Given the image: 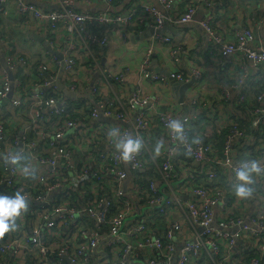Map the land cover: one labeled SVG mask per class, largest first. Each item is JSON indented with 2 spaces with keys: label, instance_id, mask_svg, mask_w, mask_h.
I'll list each match as a JSON object with an SVG mask.
<instances>
[{
  "label": "built area",
  "instance_id": "2783aa9c",
  "mask_svg": "<svg viewBox=\"0 0 264 264\" xmlns=\"http://www.w3.org/2000/svg\"><path fill=\"white\" fill-rule=\"evenodd\" d=\"M242 1L247 17L222 26L218 0L182 8L175 0H43L44 8L0 0V184L27 200L15 229L0 235V264H264V0ZM11 2L47 60L4 38ZM200 8L210 74L183 31L180 39L151 33L134 70L104 63L115 38L126 45L147 27L181 29ZM154 54L175 81L191 82L182 101L165 105L144 90V82H171L155 71ZM132 71L138 80L129 88ZM58 77L74 98L54 84ZM122 137L142 141L128 161L115 147ZM253 162L261 171L246 185L252 194L238 198L236 173Z\"/></svg>",
  "mask_w": 264,
  "mask_h": 264
},
{
  "label": "crops",
  "instance_id": "0c3cea01",
  "mask_svg": "<svg viewBox=\"0 0 264 264\" xmlns=\"http://www.w3.org/2000/svg\"><path fill=\"white\" fill-rule=\"evenodd\" d=\"M32 2L36 3L39 7L44 8L43 0H31ZM154 1V0H150ZM221 2L222 8L219 11L220 18H222V26H227L230 22L229 19H237L239 15L243 17L245 11L242 10V6L239 9H235L233 5L231 6L230 3H234L233 0H218ZM184 0H175L174 5L178 8H182ZM198 14L196 15V20L192 23L187 24L183 28L179 29V27L170 26L171 28L166 29V32L170 36H176L179 32L183 31V42H185L189 49V53L195 57L197 63L203 67L206 74L211 73L212 68V56L209 54V51L205 49L203 33H201L200 27L197 23L198 19L201 16V13H204V9L200 8L198 10ZM17 6L16 3H9L8 13L2 15L1 21L3 25V32L4 38L7 42L13 44L14 47L18 49L22 54L28 56L30 59L34 61L40 60H47L49 56H47L45 51V44L43 41H39L36 38V35L33 34L30 30L25 27H21L17 23V19L19 16L17 15ZM245 18V17H243ZM240 20V19H239ZM233 21V20H232ZM38 26V25H37ZM261 33H264V29H261ZM163 34V33H162ZM141 34H132L130 41L126 45H122L119 42V38H115L111 41L110 44L104 49V63L110 65L112 68H118L121 64L122 65H129L132 67V70L135 69V64L141 55V52L144 50L145 46L147 45L148 40L146 38H141L139 40L135 39L134 37L140 36ZM181 35H178V39H180ZM133 38V40H132ZM0 66H2V62L4 61V49L5 46H0ZM161 53H167L165 45H163V50ZM157 54V58H158ZM163 63V62H162ZM225 65L224 62L223 68L218 71V77L222 76V72H225ZM208 77V76H207ZM138 77L136 72L132 71L127 75L126 84L129 88H132L133 85L136 84ZM215 80L212 79V82ZM143 88L147 93H158L161 97L162 103L168 105L167 103H175L179 96V89L174 87L170 82L168 87H162L158 84H149L143 83ZM164 105V106H165ZM4 113H8L5 111ZM203 120L200 119L199 121ZM208 124V121H205ZM194 128L198 129V124H195ZM207 133H208V125L206 126ZM208 140V135L204 137ZM217 145V144H216Z\"/></svg>",
  "mask_w": 264,
  "mask_h": 264
},
{
  "label": "clouds",
  "instance_id": "9594fccd",
  "mask_svg": "<svg viewBox=\"0 0 264 264\" xmlns=\"http://www.w3.org/2000/svg\"><path fill=\"white\" fill-rule=\"evenodd\" d=\"M169 127L177 134V138H179V134L183 133V127L177 120L171 121ZM109 135L115 138L117 136L116 130H113ZM115 147L120 150L122 159L128 161L140 150L142 141L131 137H122L116 139ZM156 151L159 152V146H157ZM20 160L21 157L17 154L11 155L7 162L9 164H17ZM25 171H27V169H25ZM259 171H261V169L255 162L251 164V167L237 171V180L243 182L238 183L234 189L235 195L238 198H247L251 196L252 189L246 185L252 182L251 173ZM26 208L27 200L21 193H16L14 197L0 195V235L15 229V218L21 214L22 210H26Z\"/></svg>",
  "mask_w": 264,
  "mask_h": 264
},
{
  "label": "water",
  "instance_id": "95a60500",
  "mask_svg": "<svg viewBox=\"0 0 264 264\" xmlns=\"http://www.w3.org/2000/svg\"><path fill=\"white\" fill-rule=\"evenodd\" d=\"M197 19H199V18H197ZM169 28H171L169 25H166V26L162 27L161 29H153L152 27H147L145 29V31L140 36H136L134 38L137 39V40H139L141 38H146L153 32H155V33H163V34L168 35V33L166 32V29H169ZM36 38L39 41H41V37L40 36L36 35ZM132 40H133V38H132ZM152 60H153V67H154L155 71L164 72L166 75H168L172 85L174 87H176L177 89H179L180 93H179V96H178V100L182 101L184 90L191 84V82H187V83H183V84L178 83L169 74V72H167L166 70H164V69H162V68H160L158 66L155 54L153 55V59ZM2 66L5 67V62L4 61L2 62ZM59 75H60V73H59ZM9 76H10V78H12V75H11L10 72H9ZM54 84L58 87L59 90H61L63 92L65 97H67V98H74L75 97V94L73 92L69 91L68 89H66L64 87V85L62 84V82H61L59 77L55 80ZM8 96L10 97V95H8ZM0 191H2L4 194H6L9 197H12V192L9 189L5 188L4 184H0ZM99 260L100 259H95L91 264H97V262H99ZM130 264H132V263H130Z\"/></svg>",
  "mask_w": 264,
  "mask_h": 264
},
{
  "label": "rangeland",
  "instance_id": "374dc122",
  "mask_svg": "<svg viewBox=\"0 0 264 264\" xmlns=\"http://www.w3.org/2000/svg\"><path fill=\"white\" fill-rule=\"evenodd\" d=\"M233 2L236 4V8L237 9H239V7L242 6V10L245 11L246 8L243 6L244 5V1H242V0H233ZM247 12H248V10L245 11V14L243 15V17H247Z\"/></svg>",
  "mask_w": 264,
  "mask_h": 264
},
{
  "label": "trees",
  "instance_id": "16d2710c",
  "mask_svg": "<svg viewBox=\"0 0 264 264\" xmlns=\"http://www.w3.org/2000/svg\"><path fill=\"white\" fill-rule=\"evenodd\" d=\"M240 126H242V127H245V125H246V123H247V121H246V119H244L243 117L240 119ZM247 127V126H246ZM221 140V139H220Z\"/></svg>",
  "mask_w": 264,
  "mask_h": 264
}]
</instances>
